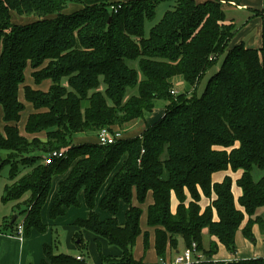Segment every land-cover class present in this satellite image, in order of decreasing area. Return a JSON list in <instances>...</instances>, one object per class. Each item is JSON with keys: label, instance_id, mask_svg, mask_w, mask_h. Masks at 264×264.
<instances>
[{"label": "trees", "instance_id": "1", "mask_svg": "<svg viewBox=\"0 0 264 264\" xmlns=\"http://www.w3.org/2000/svg\"><path fill=\"white\" fill-rule=\"evenodd\" d=\"M70 3L81 9L65 12ZM162 3L169 8L157 19ZM118 4L116 12L110 10ZM11 12L42 19L16 25ZM252 15L262 20L259 49L243 44L229 48L235 25L226 21L218 0H0V106L5 123L0 152L9 154V159H0V172L7 167L9 180L17 178L4 187L1 201L29 193L17 212L22 218L12 223L13 217L7 219L4 228L16 231L22 221L23 234L44 232L41 209L52 177L77 159L58 184L49 218L79 207L77 195L83 192L89 214L74 225L121 250L120 256L100 253L104 264H143L132 252L141 235L148 247L149 233L140 228L142 209L132 204L134 193L139 203L151 193L146 223L160 263L168 248L174 251L179 243L185 248L195 242L209 258L218 244L235 255L237 233L251 237L253 225L264 226V174L258 180L251 175L255 166L264 169V10ZM146 22L153 23L148 34ZM222 55L219 68L197 95L203 76ZM27 66L36 85L51 81L47 91L24 86V98L34 109L25 123L31 138L21 136L16 125L24 110L18 95ZM177 77L185 89L174 96L170 91ZM159 99L167 102L163 115L137 136L104 145L73 143L77 133L97 134L104 127L145 120ZM60 150L65 151L60 157L51 156ZM227 170L240 172L235 181L238 198L230 175L212 180L214 173ZM111 174L99 203L109 217L101 220L95 197ZM172 196L177 201L174 212ZM203 197L208 199L204 207ZM120 202L127 205L123 224L117 220ZM205 232L210 237L207 249ZM76 238L83 244L79 232ZM54 246L43 245L40 264H84L83 255L79 260L55 252ZM220 264H264V257Z\"/></svg>", "mask_w": 264, "mask_h": 264}, {"label": "crops", "instance_id": "2", "mask_svg": "<svg viewBox=\"0 0 264 264\" xmlns=\"http://www.w3.org/2000/svg\"><path fill=\"white\" fill-rule=\"evenodd\" d=\"M115 1L129 2L132 0H115ZM194 1L196 3H203L206 0H194ZM218 1L221 4V8L224 12L226 21L232 22L235 25V32H234L233 37L230 40L229 48L237 44H243L244 47L246 48L259 49L262 43V20L260 16H253L252 12L254 10L263 11L264 10V0H218ZM79 9H81V5L70 3L65 9V12H74ZM50 17L52 16H46V18H50ZM40 19H42V17L25 16V15L23 16V15H18L15 12H11V21L12 23L16 25L28 24V23H31V22H34ZM28 69L29 70L31 69L30 66H27V68L25 69V72H24L25 79H26V72H27L26 70ZM28 74L31 75V70L28 72ZM33 83H26L24 80V82L20 85L19 95H18L20 102H22L24 105V110L22 111L23 113L21 112L20 119L16 125H17L20 135L27 137V138H31V136L27 135L25 132V123H26L28 115L34 112V109H33V106L30 103H28L24 98V86L29 85L35 89H39L41 91H47L49 86L51 85V81L49 79L43 80L36 87H34ZM178 83L180 82L178 81ZM161 111H160V114L158 113L159 115L152 118V120L149 123L146 122V120H142L143 123L145 124L144 127L146 125L152 124L157 119H159L164 113V110L162 111V113ZM2 117H3V110H2V107L0 106V124H2V127H0L1 130L5 124L4 121L2 120ZM136 122L137 120H132L128 122L129 126L132 127L130 129L132 133L131 135H125L124 137L137 136L138 134L142 132L144 127L142 129L140 128V130L137 133L133 132L134 131L133 129H135L134 126L136 125ZM38 135H41L40 139H44L45 137L44 133H40ZM96 140H97L96 134L87 135L85 133H77L76 135H74L73 143H95ZM63 175L62 174L55 175L52 177L50 191L48 193L45 204L43 205L41 209V220L43 224H45L46 230L42 233L37 232L36 230H31L29 235L24 234L22 237H18L14 227L10 228L8 226L4 228V224L7 222V219H10L11 217H14L15 215H16L17 220L18 219L20 220L22 217L18 216L15 213V210L12 208L13 204L9 205L10 202H14V201H10L8 203H3L1 201V196L3 194V189L5 187V184L3 185L2 193L0 195V204H1V207H0V264H40L41 260L44 257L42 247L44 244L45 245L51 244V229H52V226L54 225H60V224L65 225L67 228V237L69 240L73 241V236L75 234L76 229L78 228L74 225V221L76 219H86L89 214V209L87 208L84 202L83 192H79V194L77 195V198L79 201V207L67 208L65 210L64 215L59 216L54 220L50 219L49 214H48L51 201L53 199L54 194L58 190L59 182L63 180ZM224 175H230L231 178L233 179V185H234L236 179L240 175V172L239 171L231 172L229 170L222 171V172H216L212 175L213 182H220L223 179ZM111 176L112 174L107 178V180L102 185V187L99 189L95 197L94 210L98 214L101 220H104L109 217L108 212L103 211L99 208V203H100L101 198L105 194V191L110 182ZM54 179H56L55 183H53ZM233 185H232V192L234 194V197L238 198V196L241 194V191L237 185H236V191H235V188ZM147 195H150V201L147 204L148 206L152 202V197H151L150 192ZM23 196L19 200H16V201H21V200L23 201L27 199L29 195L27 194L24 197ZM207 203H208V199L203 197L201 199V204L203 205L202 207H204ZM132 204L137 205V199H136L135 193L133 194V197H132ZM176 205H177L176 198L172 196L171 209L173 212L176 209ZM146 208H145V214H146ZM126 209H127V205L124 202H120L118 213H117V220L120 224L124 223ZM21 210L22 209H20V211ZM118 215L120 217L122 215L123 216L122 218L119 219ZM9 223H11V221H9ZM254 226H257V225H254ZM98 239L103 240L101 238H98ZM105 241L106 240H104V242ZM152 241H153V237H152ZM209 241H210V237L205 232L203 234L204 247L209 246ZM182 248H183L182 243H179L178 248L175 249L174 251L168 248L165 260L166 261L171 260L174 257V255H176L178 252L181 251ZM219 249L225 250V248L221 244H218V251ZM111 255L120 256L121 250L119 249L118 253L117 252L115 253L114 251H110L108 252V255L105 254L104 256H111ZM252 257H264V256L261 253V254H254V255L239 257L237 255V250H236L235 255L230 254V253L228 255V258H237V259L252 258ZM99 260L101 263L100 256H99Z\"/></svg>", "mask_w": 264, "mask_h": 264}, {"label": "rangeland", "instance_id": "3", "mask_svg": "<svg viewBox=\"0 0 264 264\" xmlns=\"http://www.w3.org/2000/svg\"><path fill=\"white\" fill-rule=\"evenodd\" d=\"M167 8H169L168 4H166V3L160 4L157 7L156 18L158 19L162 15L163 11ZM156 18H155V21L157 20ZM152 24L153 23H150V22L145 23V33L146 34H148V29L150 28V26ZM222 58H223V55L220 56L217 63L212 68H210L207 71V73H205L200 84L198 85V87L196 89L197 95H200L202 93V91L204 90V88L206 86V83H207L209 77L212 74H214L216 72V70L219 68L220 63L222 61ZM129 64L131 67L135 68L136 70L138 69L136 61L129 62ZM44 65H46V63L43 64L42 66H44ZM30 70L29 69L26 70L27 71L26 72V79H25L26 83H33V79L31 77V75L28 74V72ZM178 81L180 83H178ZM62 82H63V85H66V80H63ZM33 85H34V87L37 86L34 83H33ZM100 88L102 90L103 86H100ZM173 89L176 91L174 96H176L179 93L184 91L185 85H184L183 81L181 80V78L177 77V79H174ZM129 94H130V92H129ZM166 104H167V102L165 100H161V99L156 100L152 112L149 113L145 118L146 122L149 123L152 120V118L158 116L160 114V111L164 110V107ZM162 111H161V113H162ZM144 125L145 124L143 123L142 120H137L136 125L134 126L135 129H133L134 130L133 132L137 133L140 130V128L142 129L144 127ZM0 127H2V124H0ZM109 128H112L114 131L119 132L122 135V137H124L125 135H131V133H132L130 131V129L132 127L129 126V123L124 124L122 127H118V125H115V126L109 127ZM91 135H95V134H91ZM38 136H41V135H38ZM74 144L76 145V144H82V143H74ZM46 157H48V156H46ZM0 159L2 162L5 161L6 159H9V154H7V152H0ZM10 160H14V159L11 158ZM77 161H78L77 159L74 160L72 162L71 166H73ZM70 167L64 173H62V175L64 174L63 179L66 178V176L68 175ZM263 174H264V169L258 168L256 166L253 167L251 170V175H252V178L254 180H258ZM59 175H61V174H59ZM16 179L17 178L13 179V181L9 180L8 168L4 167L0 172V195L2 193L3 185L5 184V186L8 185L11 187L12 182H14ZM55 181H56V179L53 180V183H55ZM232 185H233V183H232ZM233 186H234L235 191H236V184H234ZM27 194L29 195V193H25L24 196ZM23 201L21 200V201L10 202L9 205L13 204L12 208L15 210L16 214H17V212L20 211V209L24 208ZM149 201H150V195H147L145 200L142 203H139L137 201V206L142 209V214L140 216V221H139L140 228H141L142 232L148 231V233H149L148 247L145 249L144 243H143V236L141 235L136 240L135 246L133 247L132 255H133V258L135 260L142 261L143 264H161L159 262L160 257L157 256V254L155 253L154 247H153V241H152L153 233L151 230L148 229L147 223H146L145 208H146L147 204L149 203ZM0 207H1V204H0ZM122 216L120 217L118 215L119 219L122 218ZM75 232L80 233V237H82V243L83 244L77 243L79 238H76L73 241L68 239L67 228L65 225L60 224V225L52 226L51 243L55 245L54 246L55 252L65 253V254H68L72 257H76L77 255H83L84 264H104L102 261L100 263V260H99L100 253L103 255H105V254L108 255V252H110V251H114L115 253L119 252V249L116 246L113 247V246L109 245V243L107 241L104 242L105 239L92 234L88 230L77 228ZM251 233H252L251 237H246L242 233V231L237 233V235L235 237V245H236L237 255L239 257L249 256V255H254V254H261V253L264 256V226L262 228L260 225H257V226L253 225L251 227ZM98 238H101L103 240H99ZM97 244H99V247ZM203 245H204V243H203ZM205 248L207 249L208 246H206ZM111 253H113V252H111ZM228 255H229V253L226 251V249L225 250L219 249V251L214 255V258H216L218 260L226 259V258H228ZM113 256H115V255H111V257H113ZM108 257H110V256H108ZM47 261H49V260L47 259Z\"/></svg>", "mask_w": 264, "mask_h": 264}, {"label": "built area", "instance_id": "4", "mask_svg": "<svg viewBox=\"0 0 264 264\" xmlns=\"http://www.w3.org/2000/svg\"><path fill=\"white\" fill-rule=\"evenodd\" d=\"M111 11L116 12L118 8H120V5L118 4L117 6H111L109 7ZM173 95L176 93L174 89L170 91ZM122 138V135L114 131L112 128H102L100 131L96 134V141L101 144H111L114 143L116 140ZM65 151L60 150V151H53L51 156L53 157H60ZM49 157H45L44 162L48 163ZM16 233L18 237H22L23 234V223L22 221H19L16 226ZM77 259H82L81 256H77ZM237 258H226V259H215L214 257L209 258L206 257L201 251L197 249V245L195 242H192L189 247L182 248L180 252H178L174 257L166 261L161 260L162 264H193V263H200V262H211L212 264H220L221 262H228L231 260H234Z\"/></svg>", "mask_w": 264, "mask_h": 264}, {"label": "water", "instance_id": "5", "mask_svg": "<svg viewBox=\"0 0 264 264\" xmlns=\"http://www.w3.org/2000/svg\"><path fill=\"white\" fill-rule=\"evenodd\" d=\"M16 219V215L12 218L11 223Z\"/></svg>", "mask_w": 264, "mask_h": 264}]
</instances>
